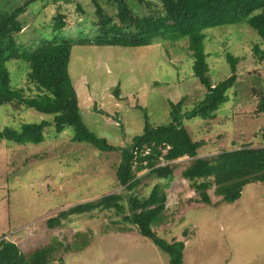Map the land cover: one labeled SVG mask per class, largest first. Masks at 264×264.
Instances as JSON below:
<instances>
[{
    "label": "rangeland",
    "instance_id": "obj_1",
    "mask_svg": "<svg viewBox=\"0 0 264 264\" xmlns=\"http://www.w3.org/2000/svg\"><path fill=\"white\" fill-rule=\"evenodd\" d=\"M27 1L33 2L27 3L21 17L28 21L19 36L23 46L48 37L51 18L57 12L67 23L57 37L71 41L95 35L89 30L93 20L90 0H0V15ZM147 1L158 8L155 0ZM127 3L139 16L155 10L133 1ZM100 4L109 15L115 13L104 1ZM80 17L87 18L74 23ZM201 32L212 85L229 76L226 54L238 58V63L236 81L214 119L183 120L190 138L203 143L197 157L208 158L243 146H263L264 113L252 114L250 88L264 87V59L259 58L264 44L242 22ZM254 46L261 53L256 55ZM191 66L187 41L169 35L139 49L74 45L68 74L85 127L108 144L123 148L142 132L144 115L151 126L161 125L168 122L170 102L184 98L181 112H187L202 98L204 89L193 77ZM6 67L14 89H22L25 96L37 94L26 80L24 63L9 61ZM51 119V115L32 109L0 105V132ZM72 135L71 128L57 134L46 127L39 144L17 145L0 139V240L16 244L22 253L53 241L67 245V251L58 255L60 260L52 264H168L166 254L110 212L72 216L61 227H46L47 219L76 204L112 193L125 198L130 193L115 179L118 152L102 153L86 144L73 143ZM190 162L185 157L175 161L173 179L143 178L131 192L142 197L157 183L166 187L162 222L151 230L167 243L183 242V264H264V184L244 186L239 199L231 204L220 202L212 187L208 190L210 204L196 203L197 194L179 175ZM81 241L85 245L78 249Z\"/></svg>",
    "mask_w": 264,
    "mask_h": 264
},
{
    "label": "trees",
    "instance_id": "obj_2",
    "mask_svg": "<svg viewBox=\"0 0 264 264\" xmlns=\"http://www.w3.org/2000/svg\"><path fill=\"white\" fill-rule=\"evenodd\" d=\"M114 9L109 15L100 4ZM128 0H90L93 7L89 30L95 33L90 39L68 40L57 37L67 23L63 14L57 12L51 18L50 33L39 42L23 46L19 36L27 27V20L21 18L27 11L24 5L0 15V105L14 108H28L38 113L51 115L50 121L22 124L15 131L4 128L0 139L22 145L39 144L42 132L51 127L57 134L71 128V142L86 144L99 152H118L119 162L115 168L117 184L130 192L125 198L120 194L104 195L96 200L76 204L46 220L48 229L61 227L72 216L90 214L94 211L110 212L130 223L137 233L147 238L162 253L168 256V264H183L182 241L167 243L158 238L151 227L162 222L166 203V187L155 184L147 196L137 197L131 192L143 178L169 181L177 168L175 161L187 158L191 162L180 170V177L189 182L190 189L197 194L196 203L210 204L208 190L220 198V202L231 204L240 197L244 186L251 183L264 184V145L243 146L221 151L208 158L197 157V150L203 145L193 141L183 125V120L198 118L212 120L215 112L227 100L226 93L234 85L238 58L226 54L229 76L215 85L208 78V65L203 48L202 30L217 26L244 23L252 29L264 44V0H155L158 8L147 0H129L147 9L155 7L145 15H136ZM54 3H58L56 0ZM78 12L83 10L78 5ZM85 14V13H84ZM87 18V17H86ZM86 18H76L84 21ZM79 23V22H77ZM52 35V37H51ZM186 40L187 50L192 58V75L204 89V95L187 112H181L184 98L169 103L168 122L151 126L144 115L142 132L133 136L123 148H117L90 132L81 120L76 92L68 74L71 48L79 46L121 47L130 49L147 48L161 42L166 36ZM51 37V38H50ZM261 53L257 46L253 48ZM259 58L264 59V52ZM9 61L26 65V80L37 94L25 96L22 89L10 84L6 67ZM117 88L113 93L118 98ZM253 115L264 113V87H251ZM138 176V173H142ZM81 241L79 246L84 247ZM67 245L53 241L38 246L28 253H22L16 244L0 240V264H52L59 261V253L66 252Z\"/></svg>",
    "mask_w": 264,
    "mask_h": 264
}]
</instances>
